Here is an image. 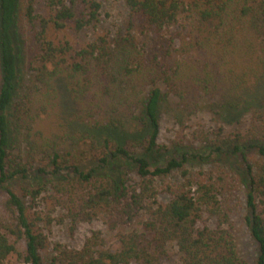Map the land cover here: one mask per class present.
Segmentation results:
<instances>
[{
	"label": "trees",
	"instance_id": "trees-1",
	"mask_svg": "<svg viewBox=\"0 0 264 264\" xmlns=\"http://www.w3.org/2000/svg\"><path fill=\"white\" fill-rule=\"evenodd\" d=\"M123 2L112 32L97 0H0V264H162L171 247L264 264V0ZM169 104L185 120L166 145ZM205 106L219 128L188 131ZM100 218L115 250L99 232L51 248L53 225Z\"/></svg>",
	"mask_w": 264,
	"mask_h": 264
},
{
	"label": "rangeland",
	"instance_id": "rangeland-1",
	"mask_svg": "<svg viewBox=\"0 0 264 264\" xmlns=\"http://www.w3.org/2000/svg\"><path fill=\"white\" fill-rule=\"evenodd\" d=\"M102 5V24L107 30L115 32L122 29L125 26V22H129V9L123 2V0H97ZM124 28V27H123ZM64 93L61 94L63 100L68 106V101L65 100ZM174 106L169 104L165 105L161 113V134L159 143L168 144L173 141L177 134L181 131L182 127L180 122L185 120V117L178 115L174 109ZM179 116V117H178ZM218 116H214L209 107L205 106L202 111H199L197 115L192 117L188 122V131L195 132L198 130H204L205 132H212L214 129L219 128ZM231 127H227L230 129ZM240 174L243 173L241 166L237 162H233L231 165ZM246 194L245 191L239 194V200L243 201ZM245 204L238 206L232 215L233 232L237 240L240 254L248 262L253 263L258 256V246L256 242L251 238L249 227L245 220ZM206 218V224L213 226L214 220ZM94 232H99L101 237L105 241V249L115 250L118 247L116 233L109 231L105 225V219L93 221L92 223H84L76 226H70L68 223L62 225H53L49 231V238L51 248L56 244H62L70 249H80L86 241L92 236ZM169 256L162 262V264H180L179 256L177 254V248L171 247Z\"/></svg>",
	"mask_w": 264,
	"mask_h": 264
}]
</instances>
